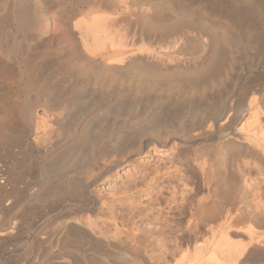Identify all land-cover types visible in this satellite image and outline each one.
<instances>
[{
	"label": "bare ground",
	"instance_id": "1",
	"mask_svg": "<svg viewBox=\"0 0 264 264\" xmlns=\"http://www.w3.org/2000/svg\"><path fill=\"white\" fill-rule=\"evenodd\" d=\"M197 1L128 0L123 4L125 13H120L121 5L116 0H1L0 180L10 172L19 179L27 175L33 181L38 174L39 153L53 151L55 143L47 148L38 142L39 110L51 107L52 93L45 87L50 70H57L70 89L64 113L53 114L54 124L70 136L79 129L84 132L87 116L100 107L98 101H103L105 92L115 101L105 105V114L112 112L122 117L127 108L120 128L124 133H137L138 138L133 137L135 142L128 146L132 152L140 155L149 146L164 147L162 139L170 135L177 146L187 145L198 155L212 156L213 160L202 198L183 197V203H179L176 198L168 200L157 193L149 197L151 211H160L166 201L173 204L171 211L177 208L178 215L187 214L195 220L190 229L192 237H185L172 249L162 244L165 248L159 249L161 255L156 261L148 255L146 240L138 234L129 245L99 241L75 230L80 222H73L54 236L52 244L59 245L61 251L44 264H72L70 258L77 264L76 260L81 261L78 252L85 247L104 264L264 261V205L253 206L254 198L240 187L241 178L233 167L246 158L264 168V67L258 60L264 54V0H204L207 3L199 13L194 8ZM54 10L59 30L48 19ZM248 37L251 43L245 41ZM241 44H246L253 56L246 64L245 77L238 72L240 66H235ZM232 72L239 80L237 84H241L234 86L228 81L233 85L230 88L225 82L233 78ZM87 80L94 87L96 99L88 100ZM68 120L70 126L65 127L63 122ZM121 135L118 133L117 138ZM145 136L149 139L141 141ZM84 142L80 138L59 161L57 169L64 177L75 167L76 175H80L104 155L89 151L92 154L88 157L85 151L89 147L85 149ZM126 150L121 152L126 154ZM19 164L27 166L26 175L18 170ZM79 184L70 189L69 195L66 193L67 197L64 195L67 199L62 202L90 207L97 196L89 190L91 182L82 180ZM77 210L69 209L68 215L74 221H79ZM130 210L143 213L142 202L132 200ZM155 219L161 226L160 218ZM1 222L0 252L11 233L9 220Z\"/></svg>",
	"mask_w": 264,
	"mask_h": 264
},
{
	"label": "rangeland",
	"instance_id": "2",
	"mask_svg": "<svg viewBox=\"0 0 264 264\" xmlns=\"http://www.w3.org/2000/svg\"><path fill=\"white\" fill-rule=\"evenodd\" d=\"M46 1L49 3H56V0ZM116 1L119 5H121V8L119 9L120 13H125L124 5L128 2V0ZM164 1L166 3H170L172 0ZM176 1L179 2L180 0ZM203 1L204 0L197 1V4L194 6V8H198L196 9L198 13L203 11V8L207 3L206 1ZM159 3L164 2L159 1ZM177 8L184 9L185 7L180 8V6L177 5ZM48 15V19H50L51 23L50 25H54L55 29L56 27L58 28L59 23L56 25L58 20H56L57 17L55 16V10L50 11ZM208 15L212 17H209L210 19H214L210 13ZM243 29L244 28H242L241 31H243ZM57 30H59V28ZM252 36L254 37V35ZM244 39L245 41L247 40V43L251 41L249 37V40L247 38ZM241 45H239L240 47H237L238 50L236 49L237 52L240 53L235 54V62H237L235 63V66L238 68L240 66L241 70L239 68L238 72H240V74H244L245 77L247 73L246 64L250 62L253 56L252 51L246 50L248 48L246 44ZM246 46L247 48H245ZM262 55L258 57V60L261 62L262 67H264V54ZM54 71L55 70H50L46 74L45 87L52 93L50 103L51 107H49V109L41 108L39 110L40 122L38 131V142L41 147L45 146L50 148L52 147L51 144L53 145L55 143L53 151L52 153H39V159L37 160L38 174L33 181H31L32 179L28 178L25 174L27 166H22V168L21 164L17 165V168L26 175L24 176L27 177V180H25L24 176V178L20 179L14 174L12 176V173L9 174L10 172L3 180L1 179L2 181L0 180V222H4L8 219L10 222V228L8 231H11L4 241L5 248L3 247L0 252V264H44L45 260L61 251L59 245L52 244L54 236L61 234V230L64 229L67 223L73 222V224L80 222V224H77L79 229L76 227L74 228L75 230H78V232L80 230V233L85 236H95L94 238H99V241H117L123 245H129L132 244L131 239H133L134 235L135 237H141V240L144 238V240H146L145 244L148 248V255L156 261L161 255L160 250H162L164 245H166V249L175 248L176 245L178 246L185 241V237L192 235L190 229L193 228L195 220L187 214H183L181 216L178 215L179 213L177 208L171 211L169 207H173V204L170 205L168 202L166 204V201L162 202L159 208L160 211H151L152 206L149 197L157 193L159 196L161 194L162 198L166 197L168 200L176 198L179 203H183V201H181L183 197H186L189 200L202 198L206 195L204 184L207 180L208 173L213 169L212 156L208 157V155H198L187 145L177 146V143L175 144L173 137L170 135H166V137L164 136L162 139L164 147H158L157 145L149 146L148 148H145L140 155L136 154L137 152H132L131 148L128 149V146L129 144L131 145L130 142H135V140H132L133 137L134 139L138 138H136L137 133L129 131V134L131 132L129 135L128 131H126L127 133H124L125 131L123 132L120 128L123 125L122 119H124L123 117L127 114V108L124 109V113L122 112V117L120 115H115L112 112L111 114L109 112V115H107V112L105 114L103 111V109H105V105L108 103L111 105L115 104V101H112L114 100L112 99L114 97L105 92L103 93L105 94L103 101H98L100 104V107L97 108L98 110L96 109L95 112L87 116L85 121L87 124L84 123V132L81 133L79 129L73 132V136H70L63 130L59 129L53 121L54 115L57 116V113L59 112H61L60 114L64 113L63 111H65L68 104L67 98L69 97L70 90L68 87L66 88L68 84H65L61 76L58 75L59 73L57 70L56 72ZM234 72L237 73V70ZM236 73L232 74L233 78L230 77L229 80L225 82V85H228L227 87L230 86V88H233L234 83L235 85L241 84L240 82L237 84V81L239 80L236 77ZM87 78L90 79L91 77L89 76ZM228 81H231L233 85L231 86L230 84L232 83L230 82L229 84ZM92 87L93 86L89 84V80H87L85 88L88 100L96 99V96L93 98L94 96L92 91L94 87ZM89 92H91V94ZM68 122L69 120L64 121L63 125L65 127L70 126V123ZM111 131L112 133H110ZM118 133H122L120 138H117ZM80 138H84L85 149L86 146L89 147V149L87 148L88 150L85 151L86 154H88V157H91L93 152L94 154L103 153L104 155L98 157L95 163L87 166L80 175H76L77 173L75 167L74 169L69 170L71 173L68 172L69 174L66 175L67 177H64L57 169L59 167V161H61L64 157V154L66 155V152L71 148V146H75L77 144ZM85 138L87 139L85 140ZM148 139L149 137L145 136L141 141H147ZM87 141L89 142L86 143ZM93 141L95 142V145L92 143ZM206 147H209L207 148L209 150L211 149L210 144ZM121 150H126L128 154H124ZM120 152L122 155H120ZM211 154L212 153L210 152V155ZM120 162L121 165L119 164L120 166L118 165L116 167V164ZM112 163L115 164L111 165ZM233 167L237 170L239 179L241 178L239 182L240 187L247 190L252 198H254L253 206L259 203L262 208L264 205V168L262 169L258 166L257 161L253 162L246 158H242L241 162L235 164ZM109 168H111L110 171H108ZM240 168L241 171L239 170ZM46 170L50 173L44 174ZM100 170L102 171L100 172ZM257 170H260V175L257 174ZM105 171L108 172L106 173ZM96 175H101V177L98 178ZM81 179L91 182L89 190H91L95 196L97 195L94 200H92L93 203H91L90 207L87 205L80 206L81 204L79 203L78 205L75 203L70 204V202H62V200L67 199V195L71 192L70 189L73 190L72 187L81 183ZM58 181H60V183ZM134 186L138 188L136 189ZM51 189L56 191H52ZM47 191L50 194H48ZM59 192L60 194H57ZM135 193L138 194L136 195ZM64 195L66 196L65 198ZM85 196L87 197V195ZM132 200H140L142 202L143 213L139 214L137 211L132 212L130 210ZM12 204H14V206ZM147 207L150 210H145ZM70 208H74L76 210L79 208L77 210V214H79V216H77L79 221H74L70 218L68 215ZM262 209L264 210V207ZM262 209L259 211L263 212ZM135 215L137 217H135ZM158 217L161 220V226H159L160 223L157 224L158 220L155 219ZM159 227L162 228V230ZM81 228L83 229L81 230ZM162 244H164L163 247H161ZM87 254H91V256L88 258ZM92 256H95V259ZM78 257L81 258V261L90 262L87 264H104L101 261L102 259L100 260L97 255H93L92 252H88L86 247L83 251L81 250L78 252ZM88 259L91 261H88ZM73 261L74 260H71L70 258L69 262L74 264ZM81 261L76 260V262H78L77 264ZM262 264H264V261H262Z\"/></svg>",
	"mask_w": 264,
	"mask_h": 264
}]
</instances>
